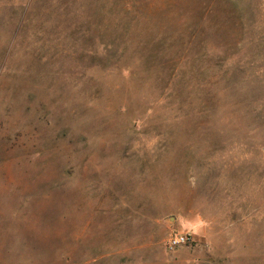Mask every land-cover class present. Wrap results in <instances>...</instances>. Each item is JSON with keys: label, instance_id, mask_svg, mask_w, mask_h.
<instances>
[{"label": "rangeland", "instance_id": "obj_1", "mask_svg": "<svg viewBox=\"0 0 264 264\" xmlns=\"http://www.w3.org/2000/svg\"><path fill=\"white\" fill-rule=\"evenodd\" d=\"M0 264H264V0H0Z\"/></svg>", "mask_w": 264, "mask_h": 264}, {"label": "built area", "instance_id": "obj_2", "mask_svg": "<svg viewBox=\"0 0 264 264\" xmlns=\"http://www.w3.org/2000/svg\"><path fill=\"white\" fill-rule=\"evenodd\" d=\"M195 239L191 234H183L177 237H171L167 243L169 251H174L180 247L192 245Z\"/></svg>", "mask_w": 264, "mask_h": 264}]
</instances>
